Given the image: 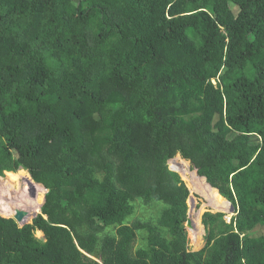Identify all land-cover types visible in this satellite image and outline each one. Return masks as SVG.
Listing matches in <instances>:
<instances>
[{
	"label": "trees",
	"instance_id": "16d2710c",
	"mask_svg": "<svg viewBox=\"0 0 264 264\" xmlns=\"http://www.w3.org/2000/svg\"><path fill=\"white\" fill-rule=\"evenodd\" d=\"M5 174L0 264H264V0H0Z\"/></svg>",
	"mask_w": 264,
	"mask_h": 264
},
{
	"label": "rangeland",
	"instance_id": "374dc122",
	"mask_svg": "<svg viewBox=\"0 0 264 264\" xmlns=\"http://www.w3.org/2000/svg\"><path fill=\"white\" fill-rule=\"evenodd\" d=\"M174 162H177V160H176V158L174 159V160H171L168 164H169V168H170V170H172V171H174L173 169H172V167H173V165H175L174 164ZM181 164V163H180ZM188 166H189V169H191V171H195V169L194 168H192V166H191V163L188 161ZM23 172V174H21ZM176 172V171H175ZM16 175H21L22 177H21V179H19L20 181H19V183H15L14 184V190L17 192V191H19V189H20V187L21 188H23L24 187V184H22L23 182H24V178L25 177H30V174L27 172V171H25V170H23V169H21V170H19L18 172H16L15 173ZM181 176V175H180ZM30 178H32V177H30ZM181 178H182V180L185 182V184H186V186L188 187V189L190 190V197H192V199H191V201L189 200V202H188V206H189V211H188V213L189 214H191V218H195V213H197V214H199V213H201V215L200 216H202L205 212H207V211H212V212H218V211H216V210H213V209H211L210 207H208L207 205V202H206V200L204 199V197L201 195V194H199L198 192H196V191H194V189H193V185H192V183H191V178L190 177H186V178H183L182 176H181ZM33 180V179H32ZM8 181H11V179H10V177H9V175L8 174H5V176L4 177H0V183H4V185L6 184V182H8ZM12 182L14 183V181L12 180ZM33 182H34V180H33ZM34 183H36V182H34ZM37 184V183H36ZM37 185H39V186H42V185H40V184H37ZM43 187V186H42ZM41 188V187H40ZM40 188H39V190L38 191H36V192H34V191H32L31 192V197H40V198H44L45 199V194L47 193L46 191H43V192H41L40 191ZM45 190V189H44ZM225 199V198H224ZM226 200V199H225ZM227 201V200H226ZM43 203H44V201H43ZM230 205V204H229ZM192 206H193V209H192ZM42 207V206H41ZM229 208H230V206H229ZM24 210V209H23ZM26 210V209H25ZM222 212V211H221ZM223 212H225V211H223ZM222 212V213H223ZM193 213V214H192ZM39 214V213H38ZM226 214H227V219L229 220V218L231 217V216H233L234 214L233 213H229V212H227L226 211ZM0 215L2 216V217H4V218H11V217H13V216H11V215H4V214H2L1 212H0ZM35 217H34V215H33V217L28 221V223H31L32 222V220L34 219ZM26 222V221H25ZM195 223V222H194ZM195 227L196 228H199L196 224H195ZM200 229V228H199ZM188 230V229H187ZM188 232H189V239H190V248H191V250L192 251H198V250H200L201 248H203L204 247V245H205V239H204V237H205V229H203V231H202V234H201V236H200V243H199V245H196L195 243H193V241H192V239H191V237H190V235H191V232H190V230H188ZM37 235H38V237L41 235V233L39 232V233H37Z\"/></svg>",
	"mask_w": 264,
	"mask_h": 264
},
{
	"label": "water",
	"instance_id": "95a60500",
	"mask_svg": "<svg viewBox=\"0 0 264 264\" xmlns=\"http://www.w3.org/2000/svg\"><path fill=\"white\" fill-rule=\"evenodd\" d=\"M175 159V158H174ZM174 159H172V160H174ZM171 160H169V162H170ZM196 171H197V174H198V170L197 169H195ZM199 175V174H198ZM200 176V175H199ZM201 177V176H200ZM202 178H205V177H202ZM205 180H206V178H205ZM206 182H207V180H206ZM208 183V182H207ZM209 184V183H208ZM210 185V184H209ZM211 186V185H210ZM212 187V186H211ZM45 188V187H44ZM45 190H46V192H47V189L45 188ZM191 199H192V197H189V200L191 201ZM189 200H188V202H189ZM227 202L230 204V208L227 210V212H229V213H233V214H235V207L233 206V204L230 202V201H228L227 200ZM44 203H45V199H44ZM44 203L41 205V206H43L44 205ZM192 209H193V206H192ZM41 210V209H40ZM218 212H221V211H218ZM40 213V212H39ZM223 213H226V212H223ZM37 215H38V213H36L35 215H34V217H37ZM28 216V212L26 211V210H23V209H16V211H15V214L13 215V219L19 224V226L20 227H22V226H24L25 224H28V222H25V219H26V217ZM229 221H230V218H229ZM204 227V226H203ZM186 228L188 229V230H191V229H194L195 228V223H194V219H192L191 218V214H189L188 213V219H187V223H186ZM204 229H205V227H204ZM42 240H44V237H43V235L41 234L40 236H39Z\"/></svg>",
	"mask_w": 264,
	"mask_h": 264
},
{
	"label": "bare ground",
	"instance_id": "6f19581e",
	"mask_svg": "<svg viewBox=\"0 0 264 264\" xmlns=\"http://www.w3.org/2000/svg\"><path fill=\"white\" fill-rule=\"evenodd\" d=\"M44 188V187H43ZM45 189V188H44ZM46 191V190H45Z\"/></svg>",
	"mask_w": 264,
	"mask_h": 264
},
{
	"label": "clouds",
	"instance_id": "9594fccd",
	"mask_svg": "<svg viewBox=\"0 0 264 264\" xmlns=\"http://www.w3.org/2000/svg\"><path fill=\"white\" fill-rule=\"evenodd\" d=\"M235 215V214H234Z\"/></svg>",
	"mask_w": 264,
	"mask_h": 264
}]
</instances>
